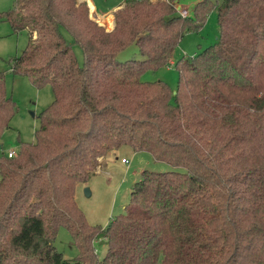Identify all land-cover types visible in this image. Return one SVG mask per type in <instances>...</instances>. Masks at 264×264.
<instances>
[{
    "label": "trees",
    "instance_id": "obj_1",
    "mask_svg": "<svg viewBox=\"0 0 264 264\" xmlns=\"http://www.w3.org/2000/svg\"><path fill=\"white\" fill-rule=\"evenodd\" d=\"M174 1L125 0L112 30L86 0L0 12L29 32L12 71L55 94L36 140L0 157V264H264V0H202L185 15ZM212 8L217 41L178 61L176 93L143 80ZM133 43L141 57L120 60ZM16 110L0 75V140ZM123 146L174 169L144 170L124 213L90 223L77 188ZM62 226L72 258L54 244Z\"/></svg>",
    "mask_w": 264,
    "mask_h": 264
},
{
    "label": "rangeland",
    "instance_id": "obj_2",
    "mask_svg": "<svg viewBox=\"0 0 264 264\" xmlns=\"http://www.w3.org/2000/svg\"><path fill=\"white\" fill-rule=\"evenodd\" d=\"M85 1V0H79ZM99 12H107L119 8L125 0H95ZM202 0L174 1L181 11L186 14ZM215 1V0H214ZM15 0H0V12L13 7ZM190 8V10H189ZM91 15L102 23H109L106 18L112 16L115 27L114 12L102 16ZM100 23V22H99ZM105 26L107 30L109 28ZM109 26H111L109 24ZM111 27V28H112ZM112 28V29H113ZM110 29V30H112ZM220 26L217 10L210 9L202 28L185 34L181 42L173 49L170 64L157 69L147 68L142 73V79L147 81H166L173 91H176L180 80L178 61L186 56H192L209 45L215 43L219 36ZM68 36V35H67ZM69 39L71 37L68 36ZM29 32L26 29L15 31L8 20L0 19V75H3L8 95L17 105L10 127L7 128L0 140V157L7 156L14 150L17 154L25 142L36 140V131L40 127V115L54 100L55 94L51 85L38 88L30 78L12 71L14 59L22 54L29 43ZM75 53L80 62L85 60L84 52L78 45H74ZM137 43L129 45L119 54L120 60L140 58ZM104 165L97 174L92 176L87 184L91 195L87 196L84 187L77 188V201L88 221L93 224L107 225L114 217L124 213L132 202V192L135 182L141 178L144 170L167 171L174 169L164 161L155 159L148 151H135L129 146H123L111 152ZM126 158L128 162L122 161ZM57 250L65 257L77 255L78 248L72 243V236L65 227H60L55 240ZM99 256L107 251L106 244H96Z\"/></svg>",
    "mask_w": 264,
    "mask_h": 264
},
{
    "label": "crops",
    "instance_id": "obj_3",
    "mask_svg": "<svg viewBox=\"0 0 264 264\" xmlns=\"http://www.w3.org/2000/svg\"><path fill=\"white\" fill-rule=\"evenodd\" d=\"M86 1H88V4H89V7H90V10H91L93 13H95L94 15H98V16H102V17H103L104 15L109 14V13H112L115 9H117V8H115V9H112V10L107 11V12H99V11H98V5L96 4V1H95V0H86ZM180 4L182 5L181 2H180ZM189 10H190V8H189ZM106 20H108L109 23H107V24L102 23V22H101L102 19L99 20V22L102 23V24L107 25V27L109 28V30L112 29V28H113L112 26H114V20L112 19V16H108V17L106 18ZM109 24H110L111 26H109ZM111 27H112V28H111Z\"/></svg>",
    "mask_w": 264,
    "mask_h": 264
},
{
    "label": "built area",
    "instance_id": "obj_4",
    "mask_svg": "<svg viewBox=\"0 0 264 264\" xmlns=\"http://www.w3.org/2000/svg\"><path fill=\"white\" fill-rule=\"evenodd\" d=\"M183 14L185 15L186 13L183 11ZM15 155H17V153H16L14 150H11V151L8 152V154H7V156H9V157H13V156H15ZM122 161H124V162H128V160H127L126 158H123Z\"/></svg>",
    "mask_w": 264,
    "mask_h": 264
},
{
    "label": "water",
    "instance_id": "obj_5",
    "mask_svg": "<svg viewBox=\"0 0 264 264\" xmlns=\"http://www.w3.org/2000/svg\"><path fill=\"white\" fill-rule=\"evenodd\" d=\"M174 93H176V91H174ZM84 192L87 196L91 195V190L87 185L84 187Z\"/></svg>",
    "mask_w": 264,
    "mask_h": 264
}]
</instances>
